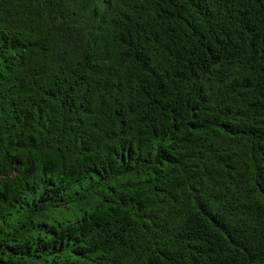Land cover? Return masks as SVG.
I'll use <instances>...</instances> for the list:
<instances>
[{
  "label": "trees",
  "instance_id": "16d2710c",
  "mask_svg": "<svg viewBox=\"0 0 264 264\" xmlns=\"http://www.w3.org/2000/svg\"><path fill=\"white\" fill-rule=\"evenodd\" d=\"M0 264H264V0H0Z\"/></svg>",
  "mask_w": 264,
  "mask_h": 264
}]
</instances>
